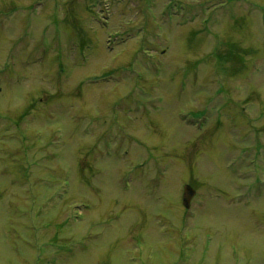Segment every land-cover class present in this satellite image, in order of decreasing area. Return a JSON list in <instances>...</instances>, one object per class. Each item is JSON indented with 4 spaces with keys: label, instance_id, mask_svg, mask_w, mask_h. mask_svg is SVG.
Returning a JSON list of instances; mask_svg holds the SVG:
<instances>
[{
    "label": "rangeland",
    "instance_id": "374dc122",
    "mask_svg": "<svg viewBox=\"0 0 264 264\" xmlns=\"http://www.w3.org/2000/svg\"><path fill=\"white\" fill-rule=\"evenodd\" d=\"M0 1V264H264V0Z\"/></svg>",
    "mask_w": 264,
    "mask_h": 264
},
{
    "label": "water",
    "instance_id": "95a60500",
    "mask_svg": "<svg viewBox=\"0 0 264 264\" xmlns=\"http://www.w3.org/2000/svg\"><path fill=\"white\" fill-rule=\"evenodd\" d=\"M194 195H195V191L193 190V188L190 185H186L184 188V197H183L184 205L186 207H190L191 200Z\"/></svg>",
    "mask_w": 264,
    "mask_h": 264
},
{
    "label": "flooded vegetation",
    "instance_id": "af4514ba",
    "mask_svg": "<svg viewBox=\"0 0 264 264\" xmlns=\"http://www.w3.org/2000/svg\"><path fill=\"white\" fill-rule=\"evenodd\" d=\"M0 3H3L4 5L6 4L5 1H0ZM4 13H6V11H3ZM2 14V13H1Z\"/></svg>",
    "mask_w": 264,
    "mask_h": 264
}]
</instances>
